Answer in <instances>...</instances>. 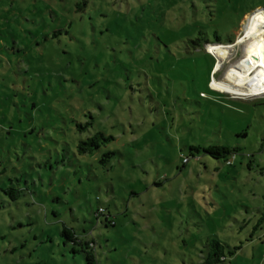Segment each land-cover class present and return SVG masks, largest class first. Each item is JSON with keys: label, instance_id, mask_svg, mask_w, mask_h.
Segmentation results:
<instances>
[{"label": "rangeland", "instance_id": "obj_1", "mask_svg": "<svg viewBox=\"0 0 264 264\" xmlns=\"http://www.w3.org/2000/svg\"><path fill=\"white\" fill-rule=\"evenodd\" d=\"M263 12L0 0V264H197L212 239L224 264H264V93L220 85ZM211 43L235 46L209 75ZM97 131L114 139L79 153ZM214 144L236 150L190 149Z\"/></svg>", "mask_w": 264, "mask_h": 264}, {"label": "bare ground", "instance_id": "obj_2", "mask_svg": "<svg viewBox=\"0 0 264 264\" xmlns=\"http://www.w3.org/2000/svg\"><path fill=\"white\" fill-rule=\"evenodd\" d=\"M238 39L236 44L243 45V54L232 64L227 74L221 78L220 85L235 95L263 94L264 12L251 23L250 27ZM233 46H235L233 43H211L208 45V51L217 58L216 70L220 69L221 60L227 57L229 49Z\"/></svg>", "mask_w": 264, "mask_h": 264}, {"label": "trees", "instance_id": "obj_3", "mask_svg": "<svg viewBox=\"0 0 264 264\" xmlns=\"http://www.w3.org/2000/svg\"><path fill=\"white\" fill-rule=\"evenodd\" d=\"M207 43H210V42H207ZM204 52L213 60V64L209 69V75H210L211 70L215 64V57L210 52L206 51L205 48H204ZM209 82H210V79H209ZM87 124L88 123H86L84 126L82 125V127L86 128ZM112 139H114L113 136L107 135L101 131H97L94 134L88 136L84 140L82 139L79 142L78 151L81 154L91 152L92 150L99 148L101 143L108 142L109 140H112ZM190 149L196 150V151H199L202 149L205 153H208L215 158H226L228 155H230L236 150V148H231L229 146L221 145V144L209 145L203 148H200V146H191ZM113 154H114L113 151L104 152L100 161L106 162L107 159ZM100 208L95 212V215L97 217L101 215L104 211V209L100 210ZM61 233L65 235V237L68 240L82 245V242L78 241L74 233L69 228L67 227L63 228ZM84 244H85V247H87V249L94 245L93 242L91 241H86ZM86 258L90 262L93 259V255L90 252L86 251ZM224 259H225V255L223 252V244L220 243L216 239H212L208 243L205 253L202 255L201 260L197 264H224Z\"/></svg>", "mask_w": 264, "mask_h": 264}, {"label": "water", "instance_id": "obj_4", "mask_svg": "<svg viewBox=\"0 0 264 264\" xmlns=\"http://www.w3.org/2000/svg\"><path fill=\"white\" fill-rule=\"evenodd\" d=\"M209 85H210V87H211V84H210V82H209ZM212 88V87H211ZM213 89V88H212ZM215 90V89H214ZM218 91V90H217Z\"/></svg>", "mask_w": 264, "mask_h": 264}, {"label": "built area", "instance_id": "obj_5", "mask_svg": "<svg viewBox=\"0 0 264 264\" xmlns=\"http://www.w3.org/2000/svg\"><path fill=\"white\" fill-rule=\"evenodd\" d=\"M184 160H186V158ZM100 210H103V208H100Z\"/></svg>", "mask_w": 264, "mask_h": 264}]
</instances>
